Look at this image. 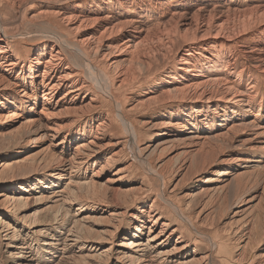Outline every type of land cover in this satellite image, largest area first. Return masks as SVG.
<instances>
[{"label":"bare ground","instance_id":"bare-ground-1","mask_svg":"<svg viewBox=\"0 0 264 264\" xmlns=\"http://www.w3.org/2000/svg\"><path fill=\"white\" fill-rule=\"evenodd\" d=\"M11 4L0 264H264V0Z\"/></svg>","mask_w":264,"mask_h":264},{"label":"rangeland","instance_id":"rangeland-1","mask_svg":"<svg viewBox=\"0 0 264 264\" xmlns=\"http://www.w3.org/2000/svg\"><path fill=\"white\" fill-rule=\"evenodd\" d=\"M11 1L12 0H0V13H1V15L3 16V17H6L5 19H7V20H13L12 19V17L14 18V13H13V11H12V4H11ZM35 4V8L38 6V4L37 3H34ZM11 7V8H10ZM82 8H88L87 7V5L85 4V5H83L82 6ZM36 9H42V8H36ZM40 11H43V10H40ZM25 28H23V30L21 31V33L22 34H24V35H31L32 33H34V31H37V30H35L34 28H31V27H26V26H24ZM166 156H167V153H165V154H163L162 156H161V158H163L165 161H167V162H171L170 164H169V166H168V171L169 170H172V168L175 166V168H174V171H175V169H176V165L178 164V161L176 162L175 160H171V161H168V159H166ZM172 164V165H171ZM172 167V168H171ZM181 176H182V174L181 175H179L177 178H176V176L174 177V179L172 180V182L173 181H178V180H180V178H181ZM183 186L181 187L182 189H185L187 186H188V182H183ZM34 209H36V210H38L39 209V206H35L34 207ZM230 212V211H229ZM212 221V224L214 223V222H217V223H214L215 225H217V226H219V228L220 227H222V226H227L228 224H230L231 223V220L229 219V217H228V215H227V213L226 212H219V214L217 215H215L214 216V218H213V220H211ZM213 224V226H215ZM119 241V240H118ZM117 241V242H118ZM230 250H232V249H234L233 251H235L236 249H235V246L234 245H232L230 248H229Z\"/></svg>","mask_w":264,"mask_h":264}]
</instances>
